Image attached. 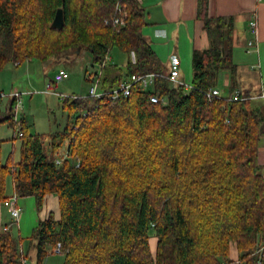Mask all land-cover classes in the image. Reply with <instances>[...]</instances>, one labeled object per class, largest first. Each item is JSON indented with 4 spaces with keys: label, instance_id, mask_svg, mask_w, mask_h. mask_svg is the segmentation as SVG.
<instances>
[{
    "label": "trees",
    "instance_id": "trees-1",
    "mask_svg": "<svg viewBox=\"0 0 264 264\" xmlns=\"http://www.w3.org/2000/svg\"><path fill=\"white\" fill-rule=\"evenodd\" d=\"M118 3L125 27L105 23ZM59 9L66 16L61 31L52 28ZM146 17L137 0H0V73L10 63L84 49L100 65L117 48L129 57L126 70L111 57L101 89L134 73L166 74L143 33ZM198 19L210 45L193 51L192 90L159 78L152 91L135 87L117 101L66 100L73 122L50 135L49 147L28 134L22 118L24 135L13 137L23 140L20 162L3 163L0 150V202L12 197L10 176L14 195L39 205L48 195L59 199L60 219L40 222L30 239L36 264L59 243L64 264H264V102L238 89L234 18H212L209 0H198ZM224 71L240 100L207 97ZM15 106L13 98L0 125L16 130ZM64 144L67 158L57 165ZM22 243L1 230L0 264H24Z\"/></svg>",
    "mask_w": 264,
    "mask_h": 264
},
{
    "label": "crops",
    "instance_id": "crops-1",
    "mask_svg": "<svg viewBox=\"0 0 264 264\" xmlns=\"http://www.w3.org/2000/svg\"><path fill=\"white\" fill-rule=\"evenodd\" d=\"M142 4L148 9V25L143 30L144 35L149 32L147 41L157 54L160 52L163 56L161 52L167 51L170 53L169 59L172 57L171 64H168L170 66H164L165 70L162 68L165 73H169L172 65L180 61V56L189 58L193 56L194 50H205L209 47L210 41L204 30V23L198 19V0H144ZM209 16L234 18L233 58L238 66V89L248 93L252 99L264 102V0H209ZM251 21L258 22V37L251 31ZM254 40L257 41V47L249 50L248 42ZM224 72H227L226 87L231 96L230 73ZM180 79L184 81L181 67ZM258 163L264 169V141L260 146ZM18 205L22 208V213L19 221L15 222L6 205L0 202V231L6 228L15 239L22 240V252L27 255L25 264H36L34 243L27 239L40 222L47 220L49 216L60 219L59 199L55 195H48L42 205H39L35 197H19ZM24 207L30 209L31 218L34 213L37 216V224L32 228L34 230L31 235L29 234L33 222H29ZM13 229L17 230L18 237L13 234ZM150 244L153 250L156 249L157 239L152 238ZM232 259L237 261L238 257L232 256Z\"/></svg>",
    "mask_w": 264,
    "mask_h": 264
},
{
    "label": "rangeland",
    "instance_id": "rangeland-1",
    "mask_svg": "<svg viewBox=\"0 0 264 264\" xmlns=\"http://www.w3.org/2000/svg\"><path fill=\"white\" fill-rule=\"evenodd\" d=\"M144 8H146V6H144ZM146 10L147 13L148 9L146 8ZM148 33V31L145 33L147 40L149 39ZM159 53L157 54L159 65L161 68L164 66L168 68L170 66L168 64H171L172 61V57L169 59L170 53L162 51L161 54L163 56ZM111 57L113 61L110 63H114L123 68V70H126L129 62L127 54L114 48ZM131 57L133 58V56ZM179 58L181 64L180 61H178V64L181 67L182 78L184 82L190 86L192 85L193 79L192 57L189 56V58H186L185 56H180ZM60 69L68 71L70 78L57 84L54 82V76ZM98 69L99 65L94 62L93 55L86 49L77 54L68 52L59 58L55 57L44 62L40 60H31L22 63L20 66L10 63L0 73V117L3 118L7 114L13 99L11 95L14 93L23 94L22 101L24 107L23 111L20 113L21 120L22 118L26 120L28 134L44 137V143L49 147L50 135L64 131L65 128L73 122L71 121L72 119L70 118L71 115L69 111L64 109L63 102L59 100L54 92L64 95H77L83 98L87 97L91 88V83L88 82V73L97 72ZM226 73L227 72H222L220 74L217 84V88L224 97L229 96V89L226 87ZM49 85L51 86V91L48 92ZM15 134L18 135L9 122L0 125L1 160L5 164L11 161H13L14 164H18L21 160L23 140L18 138L17 141L14 142L13 137H17ZM56 156L58 157L57 159L60 160L67 157L66 144L58 150ZM7 195H14V186L11 176L7 180ZM22 199L23 198H21V200ZM24 209L25 211L27 210L29 222H33L29 234L31 235L33 232L32 230H34L32 228L37 224V216L34 213V216L31 218L30 209L27 207H24ZM13 234L18 237L17 230L13 229ZM22 234L24 235L23 232ZM31 236H29L27 240H30ZM54 249L50 248V255L45 260L44 264L65 263V255L53 254ZM231 249V258L232 256L238 257L236 246L233 245Z\"/></svg>",
    "mask_w": 264,
    "mask_h": 264
},
{
    "label": "built area",
    "instance_id": "built-area-1",
    "mask_svg": "<svg viewBox=\"0 0 264 264\" xmlns=\"http://www.w3.org/2000/svg\"><path fill=\"white\" fill-rule=\"evenodd\" d=\"M140 3H143L144 0H137ZM126 18H127V12L121 5V3H118L116 5V15L114 18L110 20H106L105 23L107 25L112 24L114 27H125L126 25ZM251 31L252 33L258 37V22L257 21H251L250 23ZM257 47V41H249L248 42V49L251 50L253 48ZM111 61V57H108L105 62L101 63L99 65V69L97 72L88 73V82L91 83V88L89 91V94L87 97L95 98V99H105L108 98L113 101H117L122 97H128L131 95L132 90L135 87H138L142 91H152L153 87L155 86V83L157 79L159 78H165L167 79L173 86H180L184 87L185 90L190 91L194 87L192 85L188 86L184 81L180 79V66L178 63H174L171 67V70L169 73L161 74V73H134L130 76H127L126 78L121 79L116 85H114L111 88L108 89H101L102 86V77L104 73V68L108 64V62ZM70 78V74L68 71L64 69H60L54 76V82L59 84L61 82H64ZM51 91V86H48V92ZM54 94L59 98L61 102H64L66 100H77L81 97L77 95H64L61 93ZM23 94L20 93H14L11 95L12 98L16 101V106L14 108V122L17 125L16 132L19 137H23L24 133L22 129H20L21 126V111H23V101H22ZM207 97L209 99L213 98H220L222 97V94L219 89L212 88L207 92ZM264 98V94L262 95ZM229 100L237 101L240 100V92H236L231 96H228ZM151 101L153 103H158L160 101V98L157 95H153L151 97ZM67 157H65L66 159ZM63 160L57 159L56 163L57 165H61ZM18 199L19 196L14 195L9 200L5 202L6 207L8 208L10 215L13 219V221L18 222L22 213V208L18 205ZM55 254L59 255H65V251L63 249V246L61 243H59L56 248L54 249ZM26 262H24L25 264Z\"/></svg>",
    "mask_w": 264,
    "mask_h": 264
},
{
    "label": "water",
    "instance_id": "water-1",
    "mask_svg": "<svg viewBox=\"0 0 264 264\" xmlns=\"http://www.w3.org/2000/svg\"><path fill=\"white\" fill-rule=\"evenodd\" d=\"M66 25V16L63 9H59L56 12L54 21L52 23V28L61 31Z\"/></svg>",
    "mask_w": 264,
    "mask_h": 264
}]
</instances>
